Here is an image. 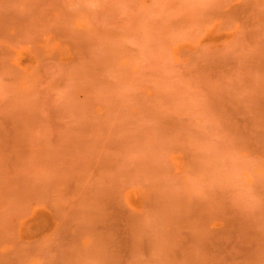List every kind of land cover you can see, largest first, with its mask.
Returning <instances> with one entry per match:
<instances>
[{
  "label": "rangeland",
  "instance_id": "374dc122",
  "mask_svg": "<svg viewBox=\"0 0 264 264\" xmlns=\"http://www.w3.org/2000/svg\"><path fill=\"white\" fill-rule=\"evenodd\" d=\"M0 264H264V0H0Z\"/></svg>",
  "mask_w": 264,
  "mask_h": 264
}]
</instances>
